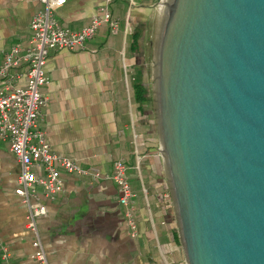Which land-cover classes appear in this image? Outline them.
I'll use <instances>...</instances> for the list:
<instances>
[{
    "label": "crops",
    "instance_id": "crops-1",
    "mask_svg": "<svg viewBox=\"0 0 264 264\" xmlns=\"http://www.w3.org/2000/svg\"><path fill=\"white\" fill-rule=\"evenodd\" d=\"M153 1L129 0L124 8L118 0L109 6L118 18L116 32L103 22L82 48L48 51L49 81L40 87L47 103L37 125L52 150L83 166L95 165L110 174L113 161L123 159L130 184L137 190L138 232L136 237L128 232L114 181L65 173L54 198L37 187L38 195L30 200L31 205L46 206L37 224L52 264H186L165 157L160 144L153 143L149 105L140 110L130 87L138 52L128 47L127 40L131 26L148 19ZM101 3L65 0L53 11L62 26L77 30ZM43 7L41 0H0V62L12 45L24 51L31 16ZM25 68L21 65L17 70L24 73ZM20 170L8 141L0 139V242L7 249L8 264H36L30 257L33 234L26 226L27 204L15 192Z\"/></svg>",
    "mask_w": 264,
    "mask_h": 264
},
{
    "label": "water",
    "instance_id": "water-1",
    "mask_svg": "<svg viewBox=\"0 0 264 264\" xmlns=\"http://www.w3.org/2000/svg\"><path fill=\"white\" fill-rule=\"evenodd\" d=\"M147 40L187 264H264V0H159Z\"/></svg>",
    "mask_w": 264,
    "mask_h": 264
},
{
    "label": "built area",
    "instance_id": "built-area-1",
    "mask_svg": "<svg viewBox=\"0 0 264 264\" xmlns=\"http://www.w3.org/2000/svg\"><path fill=\"white\" fill-rule=\"evenodd\" d=\"M41 1L44 7L31 16V35L24 51L16 44L12 45L0 62V139L8 141L21 166L15 192L22 195L27 204L26 226L33 234L30 257L36 264H52L47 258L37 224V218L46 212V206L31 205L30 200L38 195L37 187H42L44 195L54 198L63 187L65 173L87 174L114 181L128 232L132 237H136L138 232L134 220L136 193L126 175L123 159L119 157L113 161L110 174L95 165L83 166L76 159L52 150L44 131L37 125L42 115L41 107L47 103L40 87L49 81L45 71L48 51L52 48H82L103 22L116 32L119 22L109 8L112 0H102L89 22L77 30L62 26L54 14V8L65 0ZM21 65H26L24 73L17 70ZM22 75L25 76L24 83H19ZM3 249L5 257L8 253L5 247Z\"/></svg>",
    "mask_w": 264,
    "mask_h": 264
},
{
    "label": "rangeland",
    "instance_id": "rangeland-1",
    "mask_svg": "<svg viewBox=\"0 0 264 264\" xmlns=\"http://www.w3.org/2000/svg\"><path fill=\"white\" fill-rule=\"evenodd\" d=\"M159 0H154L152 3V9L148 10L150 11L148 16V19L141 23V21H138V23L135 26H131V31H135V27H138L141 29V33L139 36V45L137 47V66H136V73L134 75L135 80H142L146 86L147 95L150 97V103H149V111L151 113V121H152V127L154 128V140L153 143L156 146L161 147V139H160V114H159V108H158V102H157V96H156V90H155V83H154V77H153V71H152V65H151V58H150V52H149V46H148V40L147 36L158 6ZM112 2L109 6H111ZM143 16V15H142ZM145 16H143L144 18ZM171 191V189H170ZM172 196V192H171ZM173 199V196H172ZM173 205L175 207L174 200ZM176 211V208H175ZM177 216V214H176ZM177 221V219H176ZM178 223V221H177ZM178 225V224H177ZM187 264V262H186Z\"/></svg>",
    "mask_w": 264,
    "mask_h": 264
},
{
    "label": "trees",
    "instance_id": "trees-1",
    "mask_svg": "<svg viewBox=\"0 0 264 264\" xmlns=\"http://www.w3.org/2000/svg\"><path fill=\"white\" fill-rule=\"evenodd\" d=\"M116 1H118V0H112L111 1L112 2L111 8L113 7V4ZM121 2L123 5H125L124 6V8H125L128 5L129 0H121ZM111 13L114 14L112 9H111ZM140 33H141V29L138 26V27H135V31H131L129 34L130 36L128 37L127 42L129 44L128 47L131 46L132 51L138 50L137 47L139 45ZM129 86H130V83H129ZM130 87L132 88V91H133V94H132L133 99L138 102L139 109L144 111L146 109V105L147 104L149 105V103H150V97L146 94V86H145L144 82L142 80H139V79L138 80L134 79L133 81H131ZM131 185L134 187L132 182H131ZM135 193H137V190L135 191ZM174 236H175V239L178 237L175 232H174ZM178 239L181 241L180 234H179ZM3 253H4V249H3V246L0 242V264H8V261H7L8 254L5 257H3Z\"/></svg>",
    "mask_w": 264,
    "mask_h": 264
}]
</instances>
